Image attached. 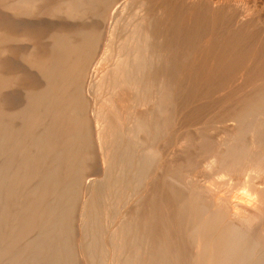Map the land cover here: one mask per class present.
<instances>
[{
  "label": "bare ground",
  "instance_id": "obj_1",
  "mask_svg": "<svg viewBox=\"0 0 264 264\" xmlns=\"http://www.w3.org/2000/svg\"><path fill=\"white\" fill-rule=\"evenodd\" d=\"M262 13L264 0H0V189L18 156L32 177L65 181L40 216L79 195L85 264L108 246L112 264H264ZM93 146L99 180L86 176ZM112 190L127 199L106 202L119 220L104 242Z\"/></svg>",
  "mask_w": 264,
  "mask_h": 264
},
{
  "label": "rangeland",
  "instance_id": "obj_2",
  "mask_svg": "<svg viewBox=\"0 0 264 264\" xmlns=\"http://www.w3.org/2000/svg\"><path fill=\"white\" fill-rule=\"evenodd\" d=\"M232 2H234V0H231ZM235 2H239V4H243V3H245V0H235ZM132 11V7L130 6H128L127 7V9H126V11H125V13H130ZM263 16V21H264V13H262L261 14V17ZM190 86V85H189ZM188 86V87H189ZM191 87V86H190ZM215 96V98H213ZM217 96V97H216ZM219 97V98H218ZM223 98L222 96H219V95H213L212 96V100H214L215 102H217L218 104L219 103H222V100L224 99H222V100H220L221 98ZM210 99V98H209ZM207 100V99H205V100H207V101H210V102H207V101H205L206 103H212V104H214L213 105V107L214 108H216L217 107V105H215V104H217V103H215L214 101H212L211 99L210 100ZM219 100H220V102H219ZM198 102V103H197ZM201 102H202V104H201ZM200 102V106H204L206 103L204 102V101H201ZM196 105V106H198V107H200L199 105H197V104H199V101H196V102H194L193 104H192V106L193 105ZM211 104V105H212ZM191 106V107H192ZM196 106H193V108H196ZM216 106V107H215ZM90 152H91V154H92V158H94L93 160H91L90 161V165H89V167L91 168L90 169V171L89 172H87V174H86V176L88 175V177H87V179H90V178H96V179H101V177L99 176L100 175V166H99V163H98V160H97V151H96V149H95V147L93 146L91 149H90ZM21 158V157H20ZM16 159H18V160H16ZM15 161V162H14ZM17 161H19L18 163H17ZM33 162V163H32ZM19 164V165H17V164ZM32 163V164H31ZM34 164V165H33ZM91 164H93V165H91ZM10 165H12V166H10L13 170H14V172L12 171V169L9 167V176H7V177H5L4 179H3V182L2 183H4V188L6 189V187H7V189H6V191H4L3 192V189H0L1 191H0V208L2 207H6L7 206V211L10 213L11 211H12V214L10 213V214H8V213H6L5 211H4V209H3V212H2V208H1V211L0 212H2L3 214H5L4 215V219L5 220H3V215H1L0 214V218L2 219H0V243H2L3 244V242H4V244H3V246H1V244H0V263L2 264H8L9 262H11L10 264H12V261H13V263L15 264V263H17V264H27L28 262L27 261H30V264H45L44 262H46V264H50V262H51V264H85L84 262V260H83V256L81 255V252H82V254H83V249H85V247H86V243H89V237H90V235L89 234H83V232L80 230V228L82 227L81 225H79V224H81L80 222H78L79 221V204H78V202H79V195H77L76 197V200L74 201L75 203H74V205H73V210L70 212V213H66V212H63L62 213V215H56V216H54V218H53V216L51 215L50 217L49 216H47V220H48V217H49V220L46 222L45 220H42L41 219V217L42 216H40L41 215V211H43V209H47L48 210V208L52 205V203L54 204V201L57 203V205H58V198H59V194L62 192V190L64 189V185H65V181H61V179L59 180V179H57V180H54V181H48V176H49V174L48 173H45V172H43V170H41V171H39L40 173H36L35 175H37L36 177H32V176H34V171L32 170L33 169V167H35V163H34V160H32L31 162H29V164H28V167L26 166V168H27V170H26V168H25V166H23V168L22 169H25L26 170V172L27 173H30L29 171L30 170H32V172H31V174H33V175H30V174H27V173H25V170H21V168L19 169L18 168V166L19 167H22V161L21 160H19V156L18 157H16V158H13L12 160H11V164ZM16 165V166H15ZM16 167V168H15ZM32 167V168H31ZM15 168V169H14ZM30 170H29V169ZM15 170H16V172H15ZM29 170V171H28ZM10 171H11V174H12V176H13V178H12V176H11V174H10ZM21 171V172H20ZM100 171V172H99ZM99 172V173H98ZM18 173H19V175H18ZM24 174L23 176H22V174ZM43 173L44 174H46L45 176H41V175H43ZM89 173V174H88ZM27 174V175H26ZM99 174V175H98ZM17 175V177H15ZM28 175H30L31 176V178H30V176H28ZM39 175L41 176V177H43V178H41V177H39ZM95 175L97 176V177H95ZM22 176V177H21ZM9 177V178H8ZM13 179V181L15 182H18V186H19V188H21V192H19V188L18 187H16L17 185H15V184H13V187H12V183H14L13 181H11L10 179L11 178ZM20 178H23L22 179V181L24 180L25 181V184L20 180ZM36 178H38L39 180H37ZM15 179H17V180H15ZM18 179H19V181H18ZM27 179V180H26ZM30 179H31V181H30ZM36 179V180H35ZM43 179V180H42ZM95 179V180H96ZM7 180V181H6ZM48 181V183L50 182V184H48V185H52V187L51 186H48L47 184L45 185V183L43 184V181ZM21 181V182H20ZM44 181V182H45ZM5 182H6V184H7V182H8V185L6 186V184H5ZM12 182V183H11ZM15 182V183H16ZM26 182H28L30 185V188H28L27 186H28V183H26ZM39 182H42V185H43V187H44V185H45V187L46 186H48L49 188H50V190L52 191V189H53V191H52V193L54 192V195H51L52 193H51V191H47V190H49V188L45 191L42 187V191H43V193L45 192V196H46V194H47V201H46V204L48 205V204H50V201H51V204L50 205H48V206H46V204L44 203L45 202V197H44V194L42 193V191H40L41 189H39L40 188V186H42V185H40V183ZM55 182L56 183H58L59 182V184H58V186L56 187L55 185ZM20 183V184H19ZM23 183V184H22ZM31 183H33L34 184V186H33V184L31 185ZM36 183V184H35ZM37 183H39L38 185H37ZM52 183V184H51ZM64 186V187H62V185ZM64 183V184H63ZM26 184H27V186H26ZM59 185H61V187L59 186ZM25 188H24V187ZM31 186H32V188H31ZM56 187V189H54V187ZM15 187L16 188H18L19 190H17V189H15ZM33 187H35V189H33ZM36 187L39 189V190H37L36 189ZM58 187H59V189H58ZM23 188V189H22ZM28 188V189H27ZM4 189V190H5ZM27 191H26V190ZM30 189V190H29ZM31 189H33V191L35 190V192H33ZM7 190L9 191V198H8V192H7ZM14 190V191H13ZM37 190V191H36ZM56 190V191H55ZM58 190V191H57ZM60 190H61V192H60ZM15 191H17V193L15 192ZM22 191H26L25 192V194H27V196L25 195L24 196V193H22ZM29 191H31V194L33 195H35V193H37V196L35 197L34 195V197L33 196H30L29 197V205L32 203V202H35V203H32L31 204V208H32V210H31V208H29V205H28V203H26V202H28V198H26V197H28V195L30 194L29 193ZM39 191L42 193V195L40 196L38 193H39ZM33 192V193H32ZM114 190H112V192L111 193H109V194H107V193H105V197H106V199L104 198V196H103V199H101V201H103V203L102 202H100V203H102V205H104V206H101V210H103V209H106L105 211H106V213H101V216L102 217H100V219H99V223H100V228H101V233H102V235H104L105 237H101L102 239H104V240H102V241H104L105 242V240H106V233H107V231L109 230V228H110V226H115V225H113V224H116L117 225V222H118V216H116L114 213H112L111 214V212H108V210H107V208L110 206V205H112V206H114V205H118L117 206V208H119V210H122V205H123V201H125V199H127V198H125V196H123V195H125V192H124V194H120V195H122L121 197H116V199H119V200H116V199H114L115 197H114ZM6 194V196H5V194ZM16 193L17 195H15L14 196V194ZM40 193V194H41ZM113 193V194H112ZM18 194H20V195H18ZM21 194H23L22 196H21ZM30 194V195H31ZM113 196H112V195ZM3 195V196H2ZM119 195V196H120ZM1 196H2V198H1ZM14 196V197H13ZM38 196H40V198L38 197ZM49 196V197H48ZM51 196V197H50ZM53 196H54V201H53ZM108 196H110V197H108ZM127 196V195H126ZM7 197V198H6ZM17 197H18V199H17ZM33 197V198H32ZM42 197H44L43 198V200H44V202L43 203H41V201H39L40 202V204L41 205H45V206H42V207H38V199L40 200H42ZM113 197V198H112ZM123 197V198H122ZM5 198H6V200H5ZM21 198V199H20ZM30 198H32L33 200H31ZM34 198H37V200L35 201V199ZM123 200H122V199ZM125 198V199H124ZM2 199H4V201H6L7 202V199H8V204L10 205V208H9V206L7 205V203L5 202V204L6 205H3L4 203H3V201H1ZM51 199V200H50ZM113 199V200H112ZM9 200H11V201H9ZM16 200V201H15ZM42 200V201H43ZM111 201V203H110V201ZM115 200V201H114ZM122 201V203H120L121 201ZM22 201H24V202H22ZM30 201H32V202H30ZM53 201V202H52ZM120 201V202H119ZM37 202V203H36ZM106 202H107V204H110L109 206L106 204ZM1 203H2V205H1ZM11 203H12V206L14 207H12L11 206ZM14 203H15V205H17V206H15L14 205ZM23 203V204H22ZM55 203V204H56ZM114 203V204H113ZM120 203V204H119ZM25 204H26V206L28 205V207L26 208V206H25ZM52 205L53 206V208L55 207V206H57V205ZM24 205V206H23ZM40 205V206H41ZM23 206V207H22ZM52 206H51V208H52ZM105 206H107V207H105ZM119 206H121V207H119ZM26 208V211L25 210H22L23 208ZM35 208V210H33L34 208ZM36 207H38V209L36 210ZM48 207V208H47ZM12 208V209H11ZM103 208V209H102ZM121 208V209H120ZM5 209V210H6ZM10 209H11V211H10ZM16 209V210H15ZM49 210H50V208H49ZM100 210V211H101ZM23 211V212H22ZM29 211H30V213H29ZM32 211H34L35 212V214H34V212H32ZM5 212V213H4ZM36 212H37V214H36ZM38 212H39V214H38ZM75 212V213H74ZM25 214V216L26 215H28L29 216V218H28V216H26V218H25V216H23L24 214ZM108 213H109V215H108ZM9 215V216H7V215ZM23 214V215H22ZM31 214H34V215H36V217H39V218H35V216L33 215V216H30ZM65 214V215H64ZM104 214H106V215H108L109 217H107L106 215H104ZM22 217H21V216ZM70 215V216H69ZM111 215H113V216H111ZM114 215H115V219H114ZM12 216V218H10ZM72 216V217H71ZM78 216V217H77ZM8 217V218H7ZM23 217H24V219H27L28 218V220H30V222L28 221V220H24L23 221ZM32 217V218H31ZM55 217H57V218H59V219H57V218H55ZM67 217V218H66ZM71 217V218H70ZM111 217H113V218H111ZM14 218H16L15 219V221H14ZM31 218V219H30ZM73 218V219H72ZM107 218V219H106ZM111 218V219H110ZM42 221V222H44V223H46V227H44L43 226V228H45V229H43V228H41L42 227V225H45L44 223L42 224V222L40 221V220ZM50 219H52L51 221H50ZM55 219H56V222H55ZM72 219V220H71ZM22 220V221H21ZM32 220V221H31ZM61 220V221H60ZM74 220V221H73ZM115 220H116V222H115ZM27 221V222H26ZM37 221V222H36ZM49 221H50V223H49ZM65 221V222H64ZM3 222V223H2ZM35 222H36V224H35ZM55 222V223H54ZM61 222H63V223H61ZM114 222V223H113ZM8 225H7V224ZM17 223V225H15ZM26 225H25V224ZM33 223V224H32ZM108 223V224H107ZM110 223H113L112 225H110ZM38 224V225H37ZM40 224H42L41 226H40ZM51 226H50V225ZM57 224V225H56ZM61 224V225H60ZM5 225V226H4ZM31 225H33V226H31ZM37 225V226H36ZM54 225H56L55 227L56 228H58L59 226L58 225H60L61 227L59 228L60 229V232H58V233H55V229L56 228H53L54 230H52V227H54ZM63 225V226H62ZM66 225V226H65ZM73 225V226H72ZM11 226H12V228H11ZM29 226V227H28ZM35 226V227H34ZM50 226V227H49ZM69 226V227H68ZM81 226V227H80ZM103 226V227H102ZM4 227H5V229H4ZM11 229H10V228ZM34 227V228H33ZM37 227H38V229H37ZM65 227V228H64ZM68 227V228H67ZM72 227V228H71ZM105 227V228H104ZM3 228V229H2ZM14 228V231L12 230ZM33 228V229H32ZM64 228V229H63ZM18 231H17V230ZM106 229V230H105ZM4 230V231H3ZM10 230H12L11 232H10ZM28 230V231H27ZM62 230H64V231H62ZM67 230V231H66ZM69 230H71V231H69ZM24 231V232H23ZM47 231H50L49 233L47 232ZM54 231V233H52ZM61 231L63 232V233H61ZM105 231H106V233H105ZM3 232H4V234H3ZM13 232V233H12ZM29 232V233H28ZM45 232V233H44ZM47 232V233H46ZM69 232V233H68ZM82 232V233H81ZM52 233V234H51ZM64 233H66V234H64ZM8 234H10V235H8ZM22 234V235H21ZM39 234H41V235H43V236H41V235H39ZM46 234V236H44ZM51 234V235H50ZM55 234V235H54ZM12 235V236H11ZM18 235V236H17ZM21 235V236H20ZM68 235V236H67ZM3 236V237H2ZM9 236V237H8ZM11 236V237H10ZM40 236V237H39ZM53 237V238H51V237ZM56 236V237H55ZM15 237L17 238V240L15 239ZM19 237V238H18ZM39 237V238H38ZM42 237H43V240H42ZM88 237V238H87ZM12 238V239H11ZM45 238V239H44ZM6 239H8V240H6ZM47 239V240H46ZM87 239H88V241H87ZM12 240V241H11ZM13 240H16L15 242H14V244H13ZM19 240V241H18ZM37 240H39V241H37ZM82 240H84V241H82ZM11 241V242H10ZM42 241V242H41ZM19 242V243H18ZM43 242H44V244H43ZM85 244V247L83 246V244ZM13 244V246L11 247V249H9V247H10V244ZM46 243V244H45ZM64 244H65V246H64ZM81 244H82V250H81ZM8 246V248H7V246ZM4 246H6V247H4ZM30 246H32V247H30ZM34 246H35V248H34ZM42 246V247H41ZM69 246V247H68ZM106 246V245H105ZM4 247V248H3ZM56 247V248H55ZM67 247V250L65 249ZM84 247V248H83ZM2 248V249H1ZM70 248V249H69ZM7 249V250H6ZM43 250L42 252H46L45 253V255L46 256H44L43 254L41 255L40 253H41V250ZM65 249V250H64ZM107 249H109V246L108 247H106V252H108V253H106L105 252V259H106V261L104 260V264H112V262H113V257H111V255H112V252H111V247H110V250H107ZM3 250V251H2ZM4 250H6L7 251V253H8V255L9 256H7L6 254V252H4ZM13 250V251H12ZM17 250V251H16ZM32 251V253L31 252H29V251ZM40 250V251H39ZM53 250V251H52ZM56 250V251H55ZM61 250V251H60ZM62 250H64V251H62ZM70 250V251H69ZM21 251H23V252H21ZM1 252H4V254L3 253H1ZM35 252V253H34ZM39 252V254H37V253ZM53 252V253H52ZM56 252V253H55ZM16 253V254H15ZM26 253H29V254H26ZM31 253V254H30ZM109 253H111V254H109ZM4 255V256H2V255ZM17 254H19V255H17ZM33 254V255H32ZM35 254V255H34ZM47 254H49V255H47ZM11 255V256H10ZM14 255V256H13ZM16 255H17V257H16ZM38 255H41V256H39V258L37 257ZM53 255V256H52ZM19 256V257H18ZM34 256V257H33ZM113 256V255H112ZM4 257V258H3ZM52 257V258H51ZM109 257H111V259L109 258ZM6 258V259H5ZM17 258V259H16ZM19 258V259H18ZM45 258V259H44ZM48 260H47V259ZM2 260V261H1ZM8 260V261H7ZM17 262H16V261ZM40 260H41V262H40ZM57 260V261H56ZM84 262H83V261ZM4 261V262H3ZM15 261V262H14ZM25 261V262H24ZM40 263H39V262ZM6 262H8V263H6ZM43 262V263H42ZM29 264V263H28Z\"/></svg>",
  "mask_w": 264,
  "mask_h": 264
}]
</instances>
